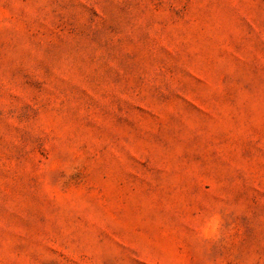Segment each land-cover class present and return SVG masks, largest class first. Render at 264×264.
<instances>
[{"label":"rangeland","instance_id":"rangeland-1","mask_svg":"<svg viewBox=\"0 0 264 264\" xmlns=\"http://www.w3.org/2000/svg\"><path fill=\"white\" fill-rule=\"evenodd\" d=\"M0 264H264V0H0Z\"/></svg>","mask_w":264,"mask_h":264}]
</instances>
